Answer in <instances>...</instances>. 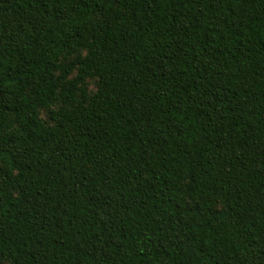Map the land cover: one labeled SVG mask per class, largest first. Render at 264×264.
I'll list each match as a JSON object with an SVG mask.
<instances>
[{
    "label": "trees",
    "instance_id": "1",
    "mask_svg": "<svg viewBox=\"0 0 264 264\" xmlns=\"http://www.w3.org/2000/svg\"><path fill=\"white\" fill-rule=\"evenodd\" d=\"M0 264H264V0H0Z\"/></svg>",
    "mask_w": 264,
    "mask_h": 264
},
{
    "label": "rangeland",
    "instance_id": "2",
    "mask_svg": "<svg viewBox=\"0 0 264 264\" xmlns=\"http://www.w3.org/2000/svg\"><path fill=\"white\" fill-rule=\"evenodd\" d=\"M93 88H94V82L93 80H90L89 89H93Z\"/></svg>",
    "mask_w": 264,
    "mask_h": 264
}]
</instances>
